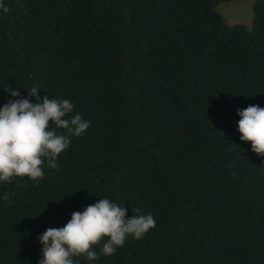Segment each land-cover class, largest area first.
I'll use <instances>...</instances> for the list:
<instances>
[{
  "label": "trees",
  "instance_id": "16d2710c",
  "mask_svg": "<svg viewBox=\"0 0 264 264\" xmlns=\"http://www.w3.org/2000/svg\"><path fill=\"white\" fill-rule=\"evenodd\" d=\"M223 1L4 0L0 87H42L90 123L42 178L0 182V264H37V234L101 196L155 226L95 264H264V155L236 124L264 106V0L251 25Z\"/></svg>",
  "mask_w": 264,
  "mask_h": 264
},
{
  "label": "clouds",
  "instance_id": "9594fccd",
  "mask_svg": "<svg viewBox=\"0 0 264 264\" xmlns=\"http://www.w3.org/2000/svg\"><path fill=\"white\" fill-rule=\"evenodd\" d=\"M7 12V4L0 0V13ZM0 88L9 94L0 104V182L14 176L35 181L44 176L43 165L59 166L58 155L68 148L72 137L85 132L90 122L74 111L70 99L40 95L42 87H25L24 95L11 83ZM236 114L239 139L250 141L251 150L264 155V106L249 104L237 108ZM101 197L83 210H74L63 226L47 227L37 234L41 244L37 264H80L81 256L88 264H95L99 256L115 253L129 235L140 239L155 226L151 212L131 206L133 214L127 216L124 202ZM9 199V192L0 194V200ZM98 243L99 251L93 247Z\"/></svg>",
  "mask_w": 264,
  "mask_h": 264
},
{
  "label": "rangeland",
  "instance_id": "374dc122",
  "mask_svg": "<svg viewBox=\"0 0 264 264\" xmlns=\"http://www.w3.org/2000/svg\"><path fill=\"white\" fill-rule=\"evenodd\" d=\"M254 0L223 1L217 9L222 13L228 24L244 23L251 25L253 18L252 4Z\"/></svg>",
  "mask_w": 264,
  "mask_h": 264
}]
</instances>
